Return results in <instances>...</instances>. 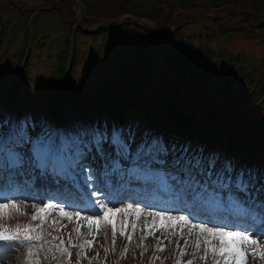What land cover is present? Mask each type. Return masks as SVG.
Wrapping results in <instances>:
<instances>
[{
    "label": "rangeland",
    "instance_id": "1",
    "mask_svg": "<svg viewBox=\"0 0 264 264\" xmlns=\"http://www.w3.org/2000/svg\"><path fill=\"white\" fill-rule=\"evenodd\" d=\"M18 1L27 5L29 4L28 6H30L37 5L43 0ZM82 1H90L93 12H87V15L85 16L82 10V5L80 7V5H75L69 1L65 4L47 2L48 5L54 4V8L48 9L47 12L40 14L38 17L36 16L38 25L40 26V30L43 34L47 35L48 38H52L53 35H57L60 32L64 35L71 33L76 21H78L79 15H81V17L84 15L85 17L84 26L86 27H83L85 30H95L98 24L105 19L117 22L120 20L124 8L120 7L118 4H129V7L133 11L132 13L134 15L139 14V16L143 15L141 10L149 9L150 6V0ZM254 1L256 0H233V5L231 7L238 9H243L245 7L246 9H249L250 6L253 7ZM7 3V1L0 0V15L3 18L9 17L15 19L17 10L9 8V5H12L10 3L7 5ZM168 3L171 2L168 0ZM45 4L46 2H42L41 6ZM13 5L17 6V3ZM194 6V10L187 9L184 5L179 9L172 8L173 10L170 13L167 11L165 15L167 20H173V25H169L172 29L177 23L193 20L181 28L176 29L175 35L177 34L183 37H190L191 35L197 34L200 35L197 37L196 46L203 44L208 47V45H211L208 43V39L205 36L207 34L209 35V33L213 34L215 32V27L219 25V23L215 22V19L236 20L241 18L239 16L232 18L227 17L228 6L226 7L224 3L220 6L212 0H198ZM164 10L166 9L164 8ZM200 11L208 12L209 15L201 17L193 15L194 13L197 14ZM29 17H27V19ZM153 17L156 18V16ZM153 17L151 16L149 19L151 20ZM60 18L65 19L67 23L63 25V23L59 21ZM166 18L163 15V19L165 21H167ZM243 18L244 21L240 23V25L243 26V29L233 33L229 32V36L221 35V37L219 36L218 38H215V41L213 42L215 46L214 51H223L225 49L231 50L230 52L243 51L257 60L262 59L264 58V28H258V24L256 22L245 17ZM155 20L156 19H154V21ZM13 25L14 29L11 27L1 28L3 37L0 38V53L5 51L3 47L4 43L10 42V44L17 47L18 38L16 36L15 40L12 36V32L14 30L15 35H17L19 27L16 23H13ZM33 26V23L27 24L26 29L28 33L31 32ZM227 26L230 25L227 24ZM92 35L93 34L84 36L85 41L83 42H85L84 45L86 48L83 45L81 46V50H84V54L86 51L90 50L89 43L96 46L106 44L103 42L104 38L106 39V36L104 38L103 36H99L97 39H94L90 38ZM116 38L111 41V44L117 46L122 51H124L129 45L133 44L134 38H132L131 35ZM30 41L31 40L28 35L25 42L27 49H29ZM36 42L37 40L32 44H35ZM106 47H108L107 44L105 48ZM109 54L115 55L117 52H110ZM97 58L102 60L103 56L97 54ZM252 60L258 65L261 71H264V62L256 61L254 59ZM118 65L119 63H112L109 64V66L106 64L97 65L94 61L90 60L89 62L88 59L84 60V56H82L81 62H79V65L75 69V79L72 84V92L64 100L63 104L57 111L53 106L43 107V103L37 105L36 108L34 107L36 104L30 103L36 101L37 98L43 99L44 91L51 89L50 80L54 69V67H51L49 63L44 61V59L36 60V57L34 56L31 59V66L27 69L29 72V83L27 80L26 83H28V85L24 86L23 94L25 97L22 100L20 99L21 102L17 108H12L14 97L10 95L9 97H6L5 92L0 90V135L6 136L13 129H19L21 124H23L26 127V135L32 142H36L37 140L50 135L57 140H67L71 144L73 138L72 134L76 133V138H79L80 134L85 130L92 132L99 128L97 132L110 136L113 130L112 122L114 118L117 119V117L121 116L131 123L130 130L131 127H135V130L137 131L136 134H133L129 139L133 138L135 140H139L140 135L143 134L137 133H141V130H145L146 127L151 124H153L156 128L157 125L163 123V127L159 128L163 132L165 129H168L165 130L164 137L174 143H177L182 139L184 141H189L191 139L193 140V143L194 140L197 143L199 140L203 142V144L213 147L217 152L219 151L218 153L221 155H224V149H227L229 145L236 146L233 163L238 167V170L235 172V169H233V175L241 171L247 174L248 169V173L251 177H254V174L257 175L258 181L263 175L261 178L262 181H259L258 187H255L259 188L261 193H258L257 195L255 194V197L256 199L257 197L264 199V100H261L258 106L254 100H248L243 101L240 108L234 107V109L231 108L225 110H222L223 108L217 105H206L204 100L201 102L198 110H195L197 113L194 114L192 113L194 109L191 106H187L189 103L185 101V97L188 98L187 101L193 100V97H190L188 93L184 94L181 88L179 91H171L170 88L172 83L169 82V79L163 75V71L161 70L162 65L160 66L159 64L156 66L155 70V76L158 78L154 77L152 82L148 83L145 91V88L142 85L137 86L132 83L129 84L128 98L131 106L126 108L127 106L124 104L126 97L125 87L123 86L124 80L120 77L122 71L119 70ZM242 65H246V63H243ZM5 71L6 68L3 67V60H0L1 82ZM110 73H115V78L117 80L113 79V77L109 78V76H111ZM5 75L9 79L12 78L11 72H7ZM143 93L144 97H147L145 100L142 99ZM181 94L185 95V97L183 96L184 99L181 97ZM243 95L238 98L244 100ZM139 98V104H135L134 101ZM192 104L194 105V103ZM235 109L237 110L235 111ZM166 112L168 114H172L173 116L176 113L182 112L181 115L183 116L178 122L174 120H172V122L166 116ZM216 112L220 113L217 114ZM204 113L210 117L208 122H211L210 124H207L206 121H204V125L201 124L200 120ZM212 116L215 118L212 119ZM54 119L55 122L53 121ZM168 122H171V126L173 128H170V126L169 128L165 127L168 125ZM103 125H105L107 132L101 130L100 127ZM183 128L185 132L181 133ZM161 130L160 132H162ZM58 132L61 133L60 138L58 136ZM190 136H192V138H189ZM127 145L128 150L131 149L129 154H132V157H135L136 154L134 151L139 148V145L135 143L130 144L129 142H127ZM114 148L115 146L111 144L106 143L104 145V162L110 164L113 155L115 154ZM176 148H178V146H176ZM18 150L26 156L30 155L29 145H25ZM174 154L175 153H172V156H174ZM130 164H132V162L129 163V165ZM85 168L93 177L90 182L92 184V188L89 189L84 182V176L86 174L84 170L80 171L77 181L81 185L83 192L88 194L90 190L96 191L101 175L99 173L100 169L98 168V165L90 167L85 166ZM23 170L25 172L24 176L28 175L27 184H31L22 189L21 187L13 189L12 191L13 193L15 192L14 194L11 193V191L7 193L10 198L14 197L16 199V202L20 207L19 210L11 209L9 210L7 216L0 217V228L7 227L15 229L17 226L23 228L28 224H32L33 226L39 225V220L32 221L31 219V215L35 211L33 205L39 207L49 201L56 204L64 203L66 210L74 212L80 211L85 207L91 209L92 200H99L104 201L108 207L113 208H127L128 204L133 205L131 214L128 217L129 228L127 229L128 234L132 235V240L129 243L125 237L120 235V228L122 227L124 218V214L121 213L117 217V235L114 246L111 227L110 225L102 222L98 234L95 235L94 245L90 249L69 248V251L72 253L71 258L69 259L66 253L60 251V248L68 246L69 233H71V241L77 245L83 243L84 240L92 239L93 237L89 236L90 229L87 227L86 220L80 221V224L84 226L82 228V235L78 237L76 233L72 231L74 227L78 226L77 222L73 220L70 223L67 220H62L58 212H53L43 225V240L25 242L23 244L19 241H15L13 247L9 246L7 249L6 247L0 248V264H3L10 258L13 259L12 264H24L29 262L31 264H37V261H39V264H147L148 261H150V264H176L178 259L182 262H186L188 259H194V264H213L211 254H209L207 261L200 259V257L203 256V245L197 252L193 246L195 235L189 237L187 231L184 232V238L189 239L191 243L186 249V255L183 257L180 256V251L183 248L184 240L176 238V236L179 235L178 232L173 234L171 230L156 231L154 236H147V238H144L146 232L144 226L146 223H151V221L148 219L142 220L141 217L138 221L136 220L134 210L136 206L141 207V205L128 202L126 199L119 200L117 202L115 201V198L109 195L113 192L114 188V180H112L111 177L113 176H111V174L110 178L105 179L103 182V190L106 194H108V197L106 196L105 199H93L90 198V196H87L88 199L86 201V196H78L77 190L73 191L74 199L69 198V196L67 198L66 196H63L61 194L62 190L56 188L52 184H47L45 182V176L41 179L40 172L37 171V168L33 167L30 163L27 164ZM31 181H34V183L32 184ZM40 182L43 188L45 185H48L44 188L47 189V191L43 190V194L42 187L39 186ZM7 188L8 187H5V189ZM252 190H254V188L250 185V191ZM81 199L86 201L88 204L86 205L85 203H81ZM57 201L59 202L57 203ZM0 202H4L3 199H0ZM68 203L72 206L69 207ZM96 210L99 211L98 208ZM151 211L153 213L157 212L154 210ZM189 212L190 211H187L186 214L171 212V214L188 215ZM92 214L93 213L91 211L82 212V216ZM259 216L260 213L258 212L257 219L255 220L256 223H251L250 221H245L244 223L245 228L251 231L254 238L257 235L255 231H261L262 234H264V229L261 228V225L264 224V213H261V220L263 221H258ZM53 219L59 221L60 223L53 225ZM156 219L158 222L159 218L157 217ZM217 220L220 221L219 218H217ZM193 222L199 223L196 220ZM132 223H137V229L134 232L131 228ZM62 224H66L67 227L62 229ZM226 225L227 223L225 222L223 226L217 227H225L226 230H230L226 227ZM208 226L216 227L212 225ZM92 231H94V228ZM55 236H59L64 239L66 242L65 245H59V240L53 239ZM165 237L167 238L165 239ZM171 238L172 240L169 242L168 239ZM161 240L163 243L160 246L163 247L164 250L158 251L157 247ZM177 241H179L181 248L177 247ZM29 247H32L31 255L28 254ZM5 249L8 250L7 253ZM125 249H127L126 252ZM194 252L196 253L195 257H193ZM16 259L18 260L16 261ZM247 264H264V260H260L259 258L254 260L250 257Z\"/></svg>",
    "mask_w": 264,
    "mask_h": 264
},
{
    "label": "snow or ice",
    "instance_id": "2",
    "mask_svg": "<svg viewBox=\"0 0 264 264\" xmlns=\"http://www.w3.org/2000/svg\"><path fill=\"white\" fill-rule=\"evenodd\" d=\"M91 136V145H94L97 152H102L104 145L111 144L116 147L120 155L128 152V145L122 141L120 133L113 131L111 137L107 134H102L96 131H83L79 138H72L71 145L69 141L60 139L57 140L50 135L42 139L32 142L26 135V127L21 124L19 129H13L6 136L0 135V217L8 215L9 210H19V205L14 197L10 198L7 195L11 191V187L16 183V176L22 173L23 168L27 164L40 170L41 176L51 175L53 178H59L75 184L77 182L79 173L84 170V182L92 188L90 183L93 179L91 173L84 168L82 163L86 151L89 149V142L85 141V137ZM25 145L30 146V155H25L18 149ZM169 149L161 142L153 140L150 143H144L140 146L137 157H150L154 163L163 164L165 160L157 159V157H166L169 155ZM173 153L177 151L176 146H173ZM190 149L188 146H182L179 149V155L173 159L172 166L179 170L177 175L170 177H154L150 170L144 169L145 179L152 181H159L157 186L158 192L165 198L180 201L184 204H191L193 209H199L207 213H221L227 217L247 218L251 217L254 221L257 219L255 209L251 206H246L245 202L239 197L233 195V189L236 192H242L245 195L249 194L252 177L241 171L233 175V168L230 164H226L223 171L218 173L215 179L211 177V170L214 169L216 158L210 157L207 162L209 169L208 181L201 182L196 178L197 174L203 175L205 161L201 155L193 153L188 155ZM179 173H183L184 178L181 179ZM116 175L118 179H123L120 173L119 163H113L108 175ZM169 179L171 183H169ZM5 185L9 187L5 189ZM99 190L91 192V196H100ZM111 202V201H109ZM81 203H84L81 199ZM92 207L82 208L80 211H68L65 204H56L51 201L36 207L34 213L31 215L32 221L39 220L40 224L33 226L32 224L25 225L23 228L17 226L15 229L7 227L0 228V241H19L21 244L25 242L41 241L44 239L42 228L47 218L53 213L58 212L62 220L77 222L76 227L72 229L79 237L82 235V228L84 225L80 221L86 220L87 227L90 229L89 236L92 239L84 240L83 243L77 245L71 241V233H69L68 246L60 248V251L66 253L71 258L72 253L69 248H91L94 245L95 235L98 234L102 222L110 225L112 232L113 246L117 235V217L123 213L124 218L122 227L120 228V235L125 237L130 243L132 235L128 234L129 215L133 209L132 204H128L127 208L122 207H108L104 201L92 200ZM72 205L69 204V207ZM99 209L97 211L96 209ZM83 211H91L93 214L82 216ZM144 213V209L139 206L135 207L134 214L138 221ZM262 213H264V206H262ZM148 216H152L151 223L145 224V237L154 236L156 231L171 230L173 234L179 233L181 239L184 240L183 248L180 251V256L186 255V249L191 241L184 238V232L187 231L188 236L195 235L194 248L198 252L203 245V256L200 259L207 261L209 254H211L213 264H247L248 259L259 258L264 260V234L259 238H254L249 229L244 230H226L225 227H210L209 222L194 223L193 221L199 219L193 213L189 215H172L167 211L148 212ZM159 218L158 222L156 218ZM60 223L55 219L52 224ZM66 224H62L61 228H66ZM94 228V231L92 229ZM131 228L133 232L137 229V223H132ZM264 229V224L261 225ZM167 237H165L166 239ZM59 240V245H65L64 239L59 236L53 237ZM163 241L158 244L157 250L163 251ZM59 247V246H58ZM177 247L181 248L179 241ZM127 249H125V252ZM28 254H32V247H29ZM143 254V253H141ZM196 253H193L195 257ZM158 258V257H157ZM30 264V262H29ZM39 264V261H37ZM176 264H194V259H188L186 262L177 260Z\"/></svg>",
    "mask_w": 264,
    "mask_h": 264
},
{
    "label": "trees",
    "instance_id": "3",
    "mask_svg": "<svg viewBox=\"0 0 264 264\" xmlns=\"http://www.w3.org/2000/svg\"><path fill=\"white\" fill-rule=\"evenodd\" d=\"M80 1L81 3H83L85 8V16L87 15V12H92L91 3L84 2L82 0ZM169 1L171 3H168V0H150L149 9L143 11V17H136L135 15H133L134 21L126 20L118 28L112 26L117 22H113L107 19L100 22L107 23V25L98 28L97 31L99 33L97 34H110L111 37H123L126 35H131L134 38V42H136L135 44L128 46L124 53V56H121L119 58L118 54L120 52L112 55L110 57V64L113 63V59L116 60L117 58L118 60L116 61L119 63V68L125 71L129 77H132L130 76L129 72L139 77L140 75H144V71H150L152 60L144 64L145 62L142 63L143 60L141 61V59H139V56H141L142 53L147 54L152 52L153 54H155L159 52L158 50L161 44L167 43V38L156 33H166L169 30V25H173V20H167L166 18L165 14L167 13V11H169L170 13L173 10L172 8L179 9L183 5L187 7V9L194 10V5L198 2V0ZM212 1L216 2L220 6L223 3L226 7L228 6L227 17L229 18L236 16L245 17L256 22L259 27H264V23L261 22V20L264 19V0L254 1L253 7L250 6L249 9H246L244 7L243 9H240L239 13L232 12L233 9H237L231 7L233 5V0ZM13 2L17 3L19 8L18 15L23 21H26L27 17H31V15L33 14L37 15L38 17L46 10L44 6L34 8L28 7L20 1L14 0ZM51 2H53L54 4H58L62 3L63 0H52ZM54 4L53 7H51V5H49V7L54 8ZM122 5H124L125 7L129 6V4ZM164 8L166 10H164ZM147 10H149V12H147ZM148 13H150L152 17L156 16V18L153 17L151 19L153 20V22L145 23L144 20L151 21L149 19V17L151 16H149ZM195 14L196 13H194L193 15ZM198 14L207 15L209 13L200 11ZM163 15L167 21L163 19ZM154 19L156 20L154 21ZM236 20L237 21H235L233 25H230L231 27L227 26L228 22H230L231 19H215V22L219 23L218 26L220 27L219 31L221 33H227L229 30L240 31L241 29H243V27L235 29V25L237 23L243 22L244 19L238 18ZM4 23L2 22L3 25L1 26V28H8V26L4 25ZM20 28L21 40L19 42V45L18 43L17 47L13 45V51L10 53L8 52L7 68L10 69L8 72H11V74H13L14 70L11 68L14 67L12 66V64L15 63V68L17 69L15 76L18 77V67L21 64L20 62L23 56H25V52L27 50V45L25 42L27 40V36L29 35L31 40L29 48L32 46V43L37 40L33 52L35 53V50H37L36 52H41L40 54L44 53L45 56L43 57L45 58V61L55 66V76L53 77L56 79L54 89L56 90V93H52V99L58 102L60 97L63 95V81L65 80L64 78L66 76V66L68 60L71 57V67L69 71H72V67H74V64H77L79 62V50L77 45H79L80 48L82 45H84V43L79 39L76 40L77 44L75 43L74 49L72 50V55H70L71 46L70 37L68 35H66L64 38L58 35H55L52 38H48L47 36H38L40 34L39 30H36V32L31 30V32L28 33L26 25H23V23L19 26L18 31ZM33 33H35V36L39 37H35L36 40L34 41V35L32 36ZM166 45L171 47L163 51L162 54H164V57L161 63H163L165 67L171 71V75L175 76L177 80L176 83L181 84V82L184 81L188 88L192 87V85L195 84V87H197V89H199L200 91L207 85L206 87H208V89L213 93L214 98L220 97L223 92L227 93L233 89V92H237L238 94L242 92L244 96L254 98L256 99V101L261 99L264 100V71H261L258 65L254 63L253 60L243 52L233 53L228 51L227 49L223 51H214L215 47H213V45H208V47H206L203 44H200L196 47H192L190 45L183 47L182 49H176L173 46L172 42ZM95 46H92V48L89 50V55L93 54L92 57H95L97 59L98 48ZM37 54L39 56V53ZM152 58L153 57H149V59ZM260 62H264V60H260ZM243 63H246V65H242ZM70 82L71 79L69 80V83ZM15 83L16 82H14V85ZM9 87L12 91H14L13 86L11 87L9 85Z\"/></svg>",
    "mask_w": 264,
    "mask_h": 264
},
{
    "label": "bare ground",
    "instance_id": "4",
    "mask_svg": "<svg viewBox=\"0 0 264 264\" xmlns=\"http://www.w3.org/2000/svg\"><path fill=\"white\" fill-rule=\"evenodd\" d=\"M158 107V106H157ZM201 124L203 125V120H202V118H201ZM119 124V123H118ZM257 178L256 177H253V183L251 184V185H253L254 183H257ZM252 187V186H251ZM255 194H258V193H261V190L259 189V188H255ZM242 193V192H241ZM78 194L79 195H81L82 193H81V191H78ZM90 195H91V192L89 193ZM243 194V193H242ZM93 198H97V196H92ZM100 197L101 198H105L106 197V194H101L100 195ZM119 198H124V196H122V195H119V197L117 198V200L119 199ZM133 200H134V202H136V198H132ZM132 199H129L128 201L129 202H131L132 201ZM191 204H188V205H186L185 207H184V209H183V211H187L188 210V206H190ZM142 209H144V213H142V215H141V219L142 220H145V219H148L149 221H152V219H153V217L152 216H148L147 215V213L148 212H152L151 210H149V209H145V208H142ZM194 214L196 215V216H198L199 217V219H201L202 221H204V222H209V225H212V226H219L218 225V223L217 222H215L214 220H212V219H207V218H205L204 216H202L201 215V213H199V212H197V211H195L194 212ZM228 229H230V230H238V227L237 226H235L234 224H229V226H226ZM244 230V229H243ZM256 232V236H255V238H259V235L260 234H262V232L261 231H255ZM176 238H181L180 237V235H177L176 236ZM172 240V238L171 239H168V241L170 242ZM174 240V239H173ZM1 242H8V241H0V243ZM11 243V242H10ZM18 259H16V261H17ZM12 262H13V259L12 258H10V259H8V260H6L3 264H12ZM26 264H29V263H26Z\"/></svg>",
    "mask_w": 264,
    "mask_h": 264
}]
</instances>
